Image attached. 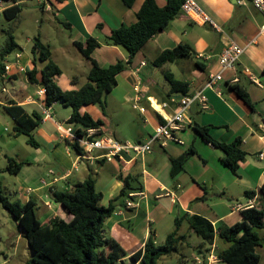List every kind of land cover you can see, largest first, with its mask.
<instances>
[{
    "label": "crops",
    "instance_id": "crops-1",
    "mask_svg": "<svg viewBox=\"0 0 264 264\" xmlns=\"http://www.w3.org/2000/svg\"><path fill=\"white\" fill-rule=\"evenodd\" d=\"M37 1L43 6L44 14L49 13L57 25L68 32V45H54L49 39L43 41L39 38L43 45L49 46L52 60L61 69L56 81L62 90L79 89L86 83L91 68V62L76 48L75 41L84 42L89 37L96 38L100 46L93 51L92 58L100 66L128 60V53L124 48L107 45L104 40L122 24H134L144 0H135L131 7L124 0ZM196 1L220 30L209 24L196 23L180 13L167 29L150 39L135 55L131 65L117 76L118 85L110 94L113 102L119 111L125 112L131 106L144 118V137L140 135L141 138L137 141H147L152 129L159 124L161 116L157 110L165 115H172L177 110L180 95L170 93L164 71H170L177 79L188 82L189 93H194L204 88L211 73L221 70L218 55L227 44L235 42L245 47V52L236 65V71L223 72V79L213 89L205 90L208 109L203 110L197 103L191 105L187 116L192 124L179 134L184 144L169 142L165 148L155 145L151 153L127 165V171H123L122 163L115 160H82L75 169L78 153L70 149L59 129V126H68L72 110L59 101L50 107L44 105L43 89L31 84L27 78V71L34 66V44L25 49L17 42L20 49L14 51L13 61L4 62L9 70L0 74L3 82L0 95V184L8 198L11 191L15 196L13 202L26 203L34 199L42 214H37L41 221L49 222L55 217L69 221L72 216L54 202V191L71 190L75 183L92 177L96 181V190L103 194L102 205L108 206L122 189L119 174L137 176L138 184H141L143 190L133 198L136 206L127 207V197L115 200L116 210L105 225L106 236L115 239L125 250L144 244L151 234L157 244H163L176 229L177 220L180 223L178 232L187 236L185 243H188V239L196 234L183 219L185 216H202L214 228L240 223L243 220L242 212L233 209L234 204L245 202V194L249 191L256 193V202L261 208L264 207V200L259 195V190L264 185V37L260 34L264 18L248 0ZM167 2L168 0H156L159 7H164ZM11 5V2H4L0 7L4 10ZM1 12L0 19L3 17ZM38 21L39 17H35V22ZM63 23L69 24L70 29L65 28ZM6 25V21L3 25L0 23L1 32ZM181 43L191 47V58L166 63L161 68L153 64L163 51ZM63 64H67V69H64ZM234 83L247 89L255 110L229 89V85ZM136 86L141 88L139 94L134 90ZM138 95L142 98L140 106L146 109L144 113L133 107ZM10 102L23 106L28 113L35 111L42 116L41 125L34 130L33 135L40 143L37 149H44L43 156L30 157L28 149L18 148L22 135H15V121L4 110ZM46 110L48 114L45 113ZM80 112L90 114L94 120H101L103 125L100 128L110 134L105 113L97 105L83 106ZM196 124L210 127V135L217 141L233 143L240 140V147L247 153V157L240 162L237 174L224 165L223 154L219 149L194 132L193 126ZM127 135L122 138H129ZM25 139L27 143L26 136ZM100 154L98 150L93 153L95 156ZM185 154L188 157L183 170L172 177L170 157L178 158ZM8 157L24 163L20 172L14 175L15 181L10 187L8 175L11 174L5 172ZM92 169L97 177L91 174ZM50 170L55 171L56 175H50ZM43 180L46 185L42 183ZM262 231L264 227L257 230L261 239V245L257 247L260 264H264V246L260 236ZM23 238L25 237L19 227L18 242ZM199 239L198 247L192 246L194 253L191 257L194 262L226 264L218 259V254L228 247V243L217 236L213 245L205 244L200 237ZM27 247L29 246H26L27 253L31 256ZM5 259L4 263L8 262L7 257ZM27 260L21 264H25Z\"/></svg>",
    "mask_w": 264,
    "mask_h": 264
},
{
    "label": "trees",
    "instance_id": "trees-1",
    "mask_svg": "<svg viewBox=\"0 0 264 264\" xmlns=\"http://www.w3.org/2000/svg\"><path fill=\"white\" fill-rule=\"evenodd\" d=\"M3 1L11 2L12 5L1 12L7 25L2 29L4 41L0 45V74L5 71L4 62L7 56L20 49L15 33L23 11L22 0ZM134 1L124 0L129 7ZM184 1L168 0L164 7H159L156 0H144L134 24H122L111 31L104 42L107 45L124 48L128 53L127 61L100 66L92 58V53L100 46V42L94 37H89L84 42L75 41L76 48L91 62L87 81L77 90H62L56 81V77L61 74L60 67L52 60L49 46L43 45L39 39H36L32 49L34 66L27 71L28 81L45 89L46 107L59 101L71 108L72 113L67 123L74 125L78 135H81L85 129L102 126L101 120H94L88 113L82 114L81 108L86 105H97L105 113V97L117 87L118 74L131 65L135 55L150 39L167 29L182 13L181 6ZM248 1L252 2V0ZM42 7L40 5L41 9ZM63 26L70 29L67 23H63ZM191 57V47L181 43L163 51L153 64L161 68L166 63ZM164 76L170 85L171 94L180 96L189 94L188 82L177 79L170 71H164ZM229 89L255 110L254 103L243 85L230 84ZM4 110L15 121V135H25L30 146L40 147L33 132L41 125L42 116L35 111L28 113L23 106L15 102H10ZM160 122H163L162 117ZM193 130L202 139L219 149L223 154L224 165L237 174L240 162L247 157V153L240 147V140L233 143L217 141L210 135V127L199 124L194 125ZM67 145L76 153H81L76 143L67 141ZM187 157V154L178 158L170 157L172 177L183 170ZM7 159L5 172L11 175L18 174L24 163L12 157ZM118 179L123 184L122 189L119 196L111 200L108 206L102 205L103 194L96 190V181L92 177L75 183L71 190L54 191L52 194L54 202L60 204L72 218L66 221L55 217L49 222L38 218L37 202L34 199L26 203L13 202L6 196L0 184V205L18 222L31 251V256L25 264H118L126 256H129L135 264H158L163 256L177 252L179 245L187 241V236L178 232L179 220L176 221V229L168 235L164 244H157L151 234L144 244L125 250L115 239L106 236L105 225L116 210L115 200L121 197L129 198L131 193H139L143 190L141 184H138L137 176L121 173ZM134 180L137 186H133ZM255 195L254 191L246 192L245 199H251ZM259 195L264 200V185L260 188ZM242 216L243 220L240 223L232 226L221 225L218 228H214L208 219L199 215L185 216L183 219L204 243L213 245L216 236L228 243V247L218 254V259L224 263L260 264L257 247L261 245V239L257 230L264 227V207L261 208L258 204L255 208L242 211Z\"/></svg>",
    "mask_w": 264,
    "mask_h": 264
},
{
    "label": "built area",
    "instance_id": "built-area-1",
    "mask_svg": "<svg viewBox=\"0 0 264 264\" xmlns=\"http://www.w3.org/2000/svg\"><path fill=\"white\" fill-rule=\"evenodd\" d=\"M243 1L244 0H241V2ZM4 2L6 1L0 0V4ZM252 4L264 18V0H252ZM1 10L2 8L0 7V12ZM181 12L196 23L209 24L213 28L220 30L215 21L203 10L196 0H185L181 6ZM260 34L264 37V23L260 27ZM244 52L245 47L235 42L227 44L224 50L218 55L221 70L209 75L204 88L194 93L179 96L177 110L172 115H165L162 111L157 110L163 122H159V124L152 129L148 140L144 143H131L130 141L120 142L104 132L100 127L85 129L81 135H78L74 125L68 124L67 127L59 126L62 137L70 143H76L81 150V153H79L77 157L78 162L75 164V169L78 168L82 160H117L122 163L123 171H127V165L133 160L143 158L146 154L151 153L155 145H160L162 148H165L169 142L184 144L179 134L188 125L192 124L187 116V112L191 105L197 103L203 110L208 109L209 104L207 96L204 93L205 90L213 89L223 79V72L229 70L236 71V65ZM200 56L203 57V55ZM5 70L8 71L9 66H6ZM134 90L138 94L141 92L139 86H136ZM43 93H45V89H43ZM141 100L142 98L138 95L134 100L133 107L141 113H144L146 109L140 106ZM161 108L163 110V107ZM45 113L48 114V110H46ZM96 150L100 151L101 154L98 156L93 155ZM49 174L56 175V172L50 170ZM42 183L44 185L47 184L45 180H43ZM139 194L141 193H131L126 202V206L129 208L135 207L136 204L133 198ZM47 205L50 207L49 203ZM256 206L257 202L254 196L251 199H247L245 202H236L233 209L242 212L255 208ZM214 261H216V258H214Z\"/></svg>",
    "mask_w": 264,
    "mask_h": 264
},
{
    "label": "rangeland",
    "instance_id": "rangeland-1",
    "mask_svg": "<svg viewBox=\"0 0 264 264\" xmlns=\"http://www.w3.org/2000/svg\"><path fill=\"white\" fill-rule=\"evenodd\" d=\"M22 5L23 11L21 13L19 26L15 33L16 41L22 47H25V49H29L33 46V44H35L36 39L39 38L43 39V41L45 39H49L54 45H68L70 43L67 30L57 25V23L52 19V17H50L51 15L49 13L44 14L37 0H25ZM35 17H39L38 23L35 22ZM41 20L43 22H41ZM4 22L5 19L4 17H2L0 19V23L3 25ZM1 27L2 26H0V29ZM3 41L4 35L0 30V44L3 43ZM14 57L15 52H12L9 56H7L5 61L12 62ZM63 65L64 69H67V64L66 66L65 64ZM160 76L164 78L161 73ZM2 87L3 82L0 77V95H2ZM110 94L111 92L108 93L105 97V116L109 124V135L120 142L130 141L131 143H137V140L141 138L140 135L144 137L145 132L142 129V122L144 121V118H141L139 114L132 109L131 106L127 108L125 112L119 111L118 107L113 102L112 97H110ZM98 108L101 110L99 106ZM68 109L71 108L68 107ZM1 110L2 109H0V111ZM9 126L12 127L11 124H9ZM126 134H128L127 137L129 138H122L123 136H126ZM20 138V145L18 148L24 147L28 149L31 153L30 157L41 155L43 156L44 149L40 150L30 145H27L25 141V135H22ZM144 142L146 141H142V143ZM4 147L7 149V146ZM81 168H84V165H81ZM91 174L94 177H97V174L96 172H94V169H92ZM8 176L10 177V187L13 185L15 177L14 175ZM132 182L133 184H137L135 180ZM9 193V199L13 201L15 199V196L11 194V191ZM38 209L39 206L37 208V214L42 215L40 214L41 212H39ZM18 235L19 227L17 221L13 217H11L8 211H6L0 205V252H3L2 254H0V264H21L25 259L30 258V253L28 254L26 249V246H28L26 239L23 238L21 242H18ZM260 236L262 237V245L264 246V231L260 233ZM199 242V237H197V235H194L193 238L188 239V243L180 244L177 252L171 255L163 256L159 260L158 264H197L192 259L191 254L194 253V248L192 246H197ZM6 257L8 259V262L4 263ZM118 264H132V260L129 256H126Z\"/></svg>",
    "mask_w": 264,
    "mask_h": 264
}]
</instances>
